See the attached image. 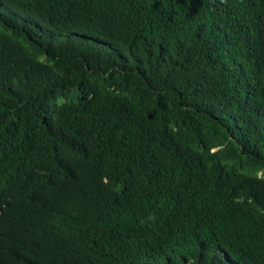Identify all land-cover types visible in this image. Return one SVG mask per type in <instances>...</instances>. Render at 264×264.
<instances>
[{"label":"trees","instance_id":"trees-1","mask_svg":"<svg viewBox=\"0 0 264 264\" xmlns=\"http://www.w3.org/2000/svg\"><path fill=\"white\" fill-rule=\"evenodd\" d=\"M0 264H264V0H0Z\"/></svg>","mask_w":264,"mask_h":264}]
</instances>
